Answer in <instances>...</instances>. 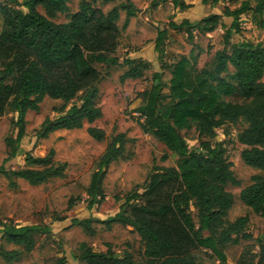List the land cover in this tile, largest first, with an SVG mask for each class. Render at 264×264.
<instances>
[{"label": "trees", "instance_id": "obj_1", "mask_svg": "<svg viewBox=\"0 0 264 264\" xmlns=\"http://www.w3.org/2000/svg\"><path fill=\"white\" fill-rule=\"evenodd\" d=\"M98 0H80L79 8L65 22L52 18L69 11L68 0H3L0 2V117L8 112L17 113L18 133L7 138L6 161L17 154L18 145L25 135V115L28 110L38 111L45 97L60 99L58 117H46L39 129V137H47L59 129L82 128L85 122L93 123L102 117L97 102L98 82L101 72L95 63H119L115 55L122 28L117 24L122 10L126 12L123 29L139 11L132 0H126L105 12L96 5ZM166 1V0H161ZM175 7L191 6L186 0H170ZM205 2L207 0H204ZM215 3L220 0H213ZM41 5L44 13L38 10ZM264 13V0L255 5L244 1L222 14L211 13L198 20L183 18L171 21L174 29L207 33L218 27L225 29L224 47L217 50L211 64L199 68L192 49L182 55L172 66L169 92L163 93L162 72L155 71L157 81L143 92L139 107L138 123L146 133H153L166 147L178 156L175 165L155 164L150 170L143 191L130 195L119 210L105 220H97L108 229L114 223L129 225L144 245L146 261H136L126 252L122 257L114 252L111 244L95 250L87 243L75 255L82 264H202V251H211L218 262L230 264L224 248L237 244L242 238H252L246 225L249 216L228 220L234 204V194L228 184L241 185L224 154L223 144H212L217 129L229 122L245 121L247 126L239 133L245 145L241 158L250 167L264 170V44L238 40L233 35L241 28L245 12ZM231 17L229 24L223 17ZM166 30H159L156 51L161 56ZM130 67L120 80L140 78L151 63L141 57H127ZM233 68V71H231ZM82 94L80 101L76 98ZM168 97L167 104L162 99ZM195 127L201 137L199 150H191L182 130ZM87 131L94 139L105 138V130L89 126ZM127 138L124 133L115 135L101 155L92 173L87 194L88 208L105 199L103 182L109 165L122 158ZM54 149L45 156H25L27 167L17 170L0 166L12 186L15 177L32 185L45 183L51 178L62 177L67 164L53 162ZM167 155H163L166 158ZM39 165L43 168L31 166ZM241 201L264 218V175L253 174L251 182L239 195ZM76 200L71 198L69 205ZM194 208V209H193ZM196 211V212H194ZM93 218H75L90 235ZM46 224L18 225L0 220V237L17 248L5 249L0 243V256L6 262L30 253L35 248L37 232H50ZM258 250L249 257L242 256L237 264H264V234L256 238ZM66 257L56 264H65Z\"/></svg>", "mask_w": 264, "mask_h": 264}, {"label": "rangeland", "instance_id": "obj_2", "mask_svg": "<svg viewBox=\"0 0 264 264\" xmlns=\"http://www.w3.org/2000/svg\"><path fill=\"white\" fill-rule=\"evenodd\" d=\"M3 0H0L2 2ZM69 11L59 13L52 19L56 22H65L69 16L78 10L80 0H68ZM126 0H98L96 5L107 12L115 5ZM139 8L129 25L123 29L126 12L122 10L117 24L122 28L119 46L115 53L119 63H95L101 72L98 82L99 96L97 102L102 109V117L93 123L85 122L82 128L59 129L51 132L47 137H39V129L46 117H58L57 112L63 102L60 99L45 97L38 111L28 110L25 115V135L18 145L17 154L7 160V138H15L18 133L17 113L8 112L0 117V166L6 169L17 170L27 167L25 156L30 153L34 156H45L51 148L54 149L53 162L66 163L65 174L54 177L45 183L32 185L27 180L15 177L16 185L12 186L8 178L0 172V220L12 221L18 225L46 224L50 232L35 233L36 244L32 252H22L19 259L6 262L0 256V264H56L57 260L66 257L65 264H82L75 255L80 253V246L87 243L95 250L105 249V244H111L116 254L122 257L126 252L134 259L144 263V245L132 227L114 223L110 229L102 222L114 215L125 200L137 190L143 191L145 180L155 164L175 165L178 156L169 150L153 133L143 132L138 118V110L143 104V92L150 89L157 81L154 72H162L161 81L164 83L163 93L169 92V80L173 64L182 56L189 55L193 49L197 56V66L203 68L211 64L217 50L224 47L225 29L218 27L212 33L199 34L197 30L190 36L185 30L174 29L171 21L181 22L184 18L178 8L170 0H132ZM188 1V0H187ZM198 20L211 13L222 14L225 7L234 9L244 1L255 5L256 0H193ZM38 10L44 13L41 5ZM245 19L241 28L232 37V42L247 40L264 44V13L259 14L252 10L244 13ZM223 20L230 23L231 17L224 16ZM2 17L0 15V26ZM166 30L162 45L161 56L156 51V38L159 30ZM141 56L151 63L149 69L144 70L140 78L120 80V76L128 70L125 64L127 57ZM233 71V68H231ZM264 82V76L262 78ZM82 94L76 98L79 102ZM168 97L162 99V105L167 104ZM97 126L105 130L106 136L98 141L89 135L87 128ZM247 126L245 121L226 123L217 129V136L211 139L213 145L223 144L224 154L232 163V169L240 186L228 184L227 189L234 194V204L229 211L228 220L248 215L249 222L246 230L252 238H242L237 244H228L224 248L230 264H237L242 256L249 257L258 250L256 238L264 234V218L256 214L240 199L241 189L251 182L253 174L264 175V170L248 166L241 158V151L245 148L239 139V133ZM124 133L127 138L125 153L122 158L112 162L103 182L105 199L88 208L90 200L87 188L92 173L106 146L112 138ZM191 150H199L201 137L195 127L182 130ZM167 155L163 158V155ZM43 168L42 166H31ZM77 199L73 206L69 200ZM194 209V208H193ZM196 212V211H194ZM93 218L91 226L95 233L90 235L81 225L73 224L75 218ZM0 243L5 249L23 250L7 239L0 237ZM202 264H214L218 260L211 251H202Z\"/></svg>", "mask_w": 264, "mask_h": 264}, {"label": "crops", "instance_id": "obj_3", "mask_svg": "<svg viewBox=\"0 0 264 264\" xmlns=\"http://www.w3.org/2000/svg\"><path fill=\"white\" fill-rule=\"evenodd\" d=\"M187 3L191 4L190 7L186 8V9H180L179 7H177L179 10V12H181V15L184 17V18H193V17H196L197 14L194 12L195 11V7L194 6V1L193 0H186ZM207 2V1H206ZM135 17V16H134ZM132 17V18H134ZM135 19V18H134ZM131 21V19H130ZM130 23V22H129ZM129 25V24H128ZM213 32V31H212ZM212 32H207L206 34H209V33H212ZM199 34H202V33H199ZM138 57H141V56H138ZM142 58V57H141ZM144 59V58H143ZM129 226V225H127ZM131 227V226H130Z\"/></svg>", "mask_w": 264, "mask_h": 264}]
</instances>
